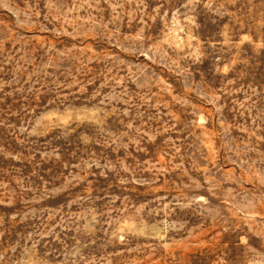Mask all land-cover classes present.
Segmentation results:
<instances>
[{"label":"rangeland","instance_id":"obj_1","mask_svg":"<svg viewBox=\"0 0 264 264\" xmlns=\"http://www.w3.org/2000/svg\"><path fill=\"white\" fill-rule=\"evenodd\" d=\"M0 264H264V0H0Z\"/></svg>","mask_w":264,"mask_h":264}]
</instances>
